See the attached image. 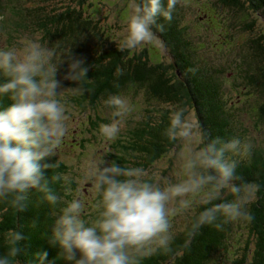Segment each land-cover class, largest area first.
<instances>
[{
    "label": "clouds",
    "instance_id": "clouds-1",
    "mask_svg": "<svg viewBox=\"0 0 264 264\" xmlns=\"http://www.w3.org/2000/svg\"><path fill=\"white\" fill-rule=\"evenodd\" d=\"M178 2L131 0L121 47L134 49L151 43L155 38L152 26L163 32L164 25L157 21L162 17L171 22ZM92 67L87 57L73 49L65 53L38 39L21 38L18 46L0 47V98L10 101L0 109V202L25 211L35 190L39 194L36 204L49 205L54 217L50 243L59 246L68 264H139L138 257L168 248L173 217L197 204L206 207L195 216L193 228L212 225L222 229L229 222L253 219L248 204L258 186L243 182L234 159L251 146L238 136L202 138L206 134L183 107L170 113L164 133L179 142L175 154L179 171L174 179L156 180L143 167L104 159L88 168V196L79 190L71 200L59 195L53 185L63 174L49 177L46 173L59 167L52 158L68 133L64 97L83 92L82 82ZM103 104L112 110V120L99 126V134L115 140L131 105L121 94L109 95ZM225 190L230 200L222 198ZM70 193L67 188L64 195ZM57 205H62L58 212ZM88 207L95 217L86 220ZM24 239L22 232L12 234L13 243ZM17 251L13 247L0 256V264H12ZM37 257L44 264L48 253Z\"/></svg>",
    "mask_w": 264,
    "mask_h": 264
},
{
    "label": "trees",
    "instance_id": "trees-1",
    "mask_svg": "<svg viewBox=\"0 0 264 264\" xmlns=\"http://www.w3.org/2000/svg\"><path fill=\"white\" fill-rule=\"evenodd\" d=\"M49 1L42 0V3H46V7L33 8L24 16L38 18L46 36L50 38L52 45L58 46L59 51L64 52L70 47L78 55L87 57V62L93 67L82 83L92 93L90 96L92 104L107 99L109 95L120 94L124 90L137 87L143 89L151 100L169 107L158 120L150 115L147 116L140 127L129 132L126 140L117 142L120 155L113 156V161L121 165L143 167L147 170L165 156L169 155L170 159L175 157L178 142L169 140L164 133L169 125L170 113L177 107L188 110V104H191L196 111L203 134H206L204 139L220 136L227 140L231 137L230 117L223 108V87L217 78L223 72L210 64L205 67L196 63L199 60L198 51L191 39L186 37L184 28L180 26L177 16L178 5L173 12L171 22L165 21L162 17L158 19L157 24L164 25L163 32L157 26H152L171 49V54L176 61L172 66L177 71L173 78L165 66L153 64L146 55H134L129 49L113 43L111 34L105 29L100 31L97 22L86 13L85 17L81 11L74 9L56 13L57 9H50ZM217 1L228 8L238 10H246L249 5L250 8H255V13L258 11L259 15L262 14L261 16L264 17V0ZM8 5L7 0H0V16L4 7ZM16 10L19 11L15 7L12 8V11ZM37 12L44 13L40 17ZM125 14L128 15V12ZM252 49L251 59H248L249 55H245L229 63L234 65L242 85L246 81L248 86L259 89V94L264 101V47L256 41ZM9 104L7 97L0 98V109ZM262 116H264V102ZM63 143L66 144V141L64 140ZM252 158L254 162L240 163L237 168V175L242 177L243 182L257 185L258 190L254 195L255 198L248 204L253 219L250 222H244L248 233L247 242L242 247L244 254L235 259L233 264H248L246 253L251 250V247L254 248L251 264H264V155L257 151ZM53 159L52 162H55ZM54 173H60V171L50 170L46 175L50 177ZM166 178H168L167 175ZM63 183L61 180L53 185L61 196L66 190ZM222 198L230 200L232 197L225 190ZM38 199L39 194L33 190L25 211L0 202V256L15 247L18 251L12 264H40L37 254L44 251L48 253L44 264L59 262L60 248L50 243L54 217L51 215L49 205L36 204ZM219 202L221 201L214 203ZM61 206H56L57 212ZM204 207L206 206L198 205L184 230L172 237L168 248H160L152 252L147 258L150 260L143 264H210L213 262L215 257L221 254L228 237L233 234L235 222L224 224L222 229L212 225L193 228L195 216ZM15 232H22L25 239L13 243L12 234ZM164 252L169 257L164 255Z\"/></svg>",
    "mask_w": 264,
    "mask_h": 264
},
{
    "label": "rangeland",
    "instance_id": "rangeland-1",
    "mask_svg": "<svg viewBox=\"0 0 264 264\" xmlns=\"http://www.w3.org/2000/svg\"><path fill=\"white\" fill-rule=\"evenodd\" d=\"M41 1L7 0L9 5L4 7L1 12L2 16H0V47L18 46L21 38H29L38 39L47 47L57 48L46 36L38 18L24 16L33 8L46 7V3ZM130 2L131 0H50L48 5L50 9H57L56 13L68 11V9L81 11L83 15L86 13L97 22L100 31L107 30L111 34V41L121 47L126 37L125 20L128 15L125 13L129 14L130 12L128 7ZM136 2L139 3L138 0ZM177 5L180 26L184 28L186 37L191 39L198 51L199 60L196 63L205 67L210 64L223 72L217 78L223 87V108L226 109L230 117L231 137L238 136L251 146L250 151L242 153L234 159L238 161V164L246 161L254 162L252 155L255 152L258 151L264 155V116H262L264 101L259 94V89L248 86L245 80V82L243 81L245 84L242 85L234 65L232 64V66L230 63L245 55H249L248 59H251L253 57L252 46L256 41L264 47V17L261 16L262 14L259 15L258 11L256 14L255 8H250L249 5L246 10L231 9L217 0H179ZM13 7L19 11H12ZM43 13L37 12V15L41 17ZM152 31L155 35L154 40L151 43H144L134 49H129L130 53L146 55L151 63L165 66L174 78L177 71L172 66L176 61L171 54V49L153 30V27ZM70 49L72 48L68 47L64 52L66 53ZM64 67L66 68V65ZM60 74L63 75V69ZM71 86L75 87V85ZM81 86L82 93L65 94L64 99L67 103V115L69 116L68 133L64 138L66 144L62 143L57 156L53 157V160L59 164L57 169L63 174V186L66 189H71L69 195H63L65 200H71L77 194V190L88 196V189L91 187L90 183L86 182L88 168L93 164H100L104 159L113 160V156H119V141L126 140L129 137V132L140 127L147 116L150 115L158 120L169 108L166 104L148 98L146 92L141 88L132 87L124 90L120 94L128 98L132 110L124 119L117 138L109 141L100 136L99 126L111 122L112 110L104 106L103 100L105 99L92 104L91 91L85 84L82 83ZM187 108L200 126L193 106L188 104ZM200 130L203 134L201 126ZM178 151L179 142L175 152ZM147 170L154 175L156 180L162 181L166 175L174 178V173L179 171V166L176 158L171 157L170 159L168 155L158 160L154 166ZM254 198L253 196L252 199ZM198 205L173 217L172 237L177 232L184 230ZM94 217L95 211L91 207L86 208L84 218L88 220ZM247 239L245 223L235 222L233 234L228 237L221 254L215 257V260L210 264H233L235 259L244 254L242 247ZM252 251L254 248L251 247V250L246 253L248 264H251L253 260ZM163 254L166 255L165 252ZM150 256L149 254L138 258L139 264L147 263L150 260L147 258ZM58 260L57 264H68L60 252H58Z\"/></svg>",
    "mask_w": 264,
    "mask_h": 264
}]
</instances>
